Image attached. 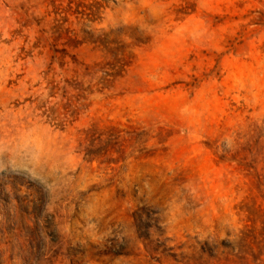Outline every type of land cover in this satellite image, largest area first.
<instances>
[{"label":"rangeland","instance_id":"obj_1","mask_svg":"<svg viewBox=\"0 0 264 264\" xmlns=\"http://www.w3.org/2000/svg\"><path fill=\"white\" fill-rule=\"evenodd\" d=\"M0 264H264V0H0Z\"/></svg>","mask_w":264,"mask_h":264}]
</instances>
